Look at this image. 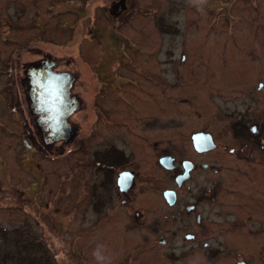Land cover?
<instances>
[{
  "label": "rangeland",
  "instance_id": "obj_1",
  "mask_svg": "<svg viewBox=\"0 0 264 264\" xmlns=\"http://www.w3.org/2000/svg\"><path fill=\"white\" fill-rule=\"evenodd\" d=\"M115 7L121 12L116 13ZM0 9L12 27L9 43H0L1 56L15 48L13 40H23L25 45L18 52L26 58L41 49L62 59L63 67L79 71L86 83V71L95 69L100 58L152 60L155 71L165 72L172 82L176 81L174 68L202 72L197 101L190 98L177 107L171 101L164 111L163 118L172 122L169 129L155 130L154 137L163 140L157 152L197 160L189 145L190 130L204 126L215 139L216 131L210 127L220 130L222 147L232 142L223 130L230 121L259 118L264 112V0H0ZM35 11L42 12L44 25L30 24ZM22 19H26V30L20 26ZM40 31L42 38L35 35ZM167 60L171 62L166 64ZM184 90L194 92L183 86L178 92ZM6 117L3 120L10 119L12 132L0 135V156L5 161L4 172L0 169V229L10 238L29 243L31 251L23 249V257L39 255L41 264H264V238L254 231L239 235L231 228L237 199L221 192L201 206L208 226L205 232L182 219L181 207L165 223L159 216L162 212H155L152 219H159L155 229L147 228L152 220L131 228L117 210L105 215L93 210L83 174L70 175L72 167L77 173L83 169L81 154L71 155L67 146L54 153L31 140L19 148L14 136L19 129L17 117ZM204 159L223 170L252 167L244 163L249 161L221 151ZM230 173L215 178L227 184L224 178ZM241 177L238 188L249 194L251 182ZM214 181V176L200 173L188 188L207 187ZM262 184L257 180L251 185L258 189ZM256 209L249 213L254 222L251 230L259 226ZM187 232L198 237L186 239ZM34 242L36 246H30ZM13 252L8 247V253ZM0 264L17 263L0 259Z\"/></svg>",
  "mask_w": 264,
  "mask_h": 264
},
{
  "label": "flooded vegetation",
  "instance_id": "obj_2",
  "mask_svg": "<svg viewBox=\"0 0 264 264\" xmlns=\"http://www.w3.org/2000/svg\"><path fill=\"white\" fill-rule=\"evenodd\" d=\"M114 11L120 13L121 9L115 7ZM41 15L39 11L33 13L30 20L33 27L44 25ZM8 20L0 9V43L4 45L9 43L8 34L12 28ZM95 22L93 20L92 24ZM20 26L26 30V19H22ZM92 29L89 27V31ZM41 34V31L35 33L42 38ZM13 42L15 48L11 53H3L4 56L0 54V135L8 136L12 132L8 128L10 119L3 120L10 115L17 117L19 129L14 136L19 148L28 146L31 140L39 145L44 144L54 153L61 152L67 146L71 155L81 154L79 161L83 169L77 173V169L72 167L70 175L83 174L84 190L87 187L86 195L90 197L89 202L97 214L105 215L110 210L111 213L117 210L131 228L152 220L147 225L152 230L155 229L153 224L159 221L155 217L152 219L155 212H162L159 216L165 223L173 215L172 212L181 207L179 214L182 219L205 232L208 226L201 206L214 201L222 192L231 200L237 199V217L231 222L233 231L243 236H249L254 231L258 233L259 239L264 238L261 236L264 235V112L259 118L253 115L230 121L223 130L230 134L232 142H225L222 147L218 143L220 130L210 127L216 131L217 139L203 129L204 126L190 130L189 145L197 160L191 157L178 160L171 153L156 151L163 140L155 138L154 132L156 129H169L172 121L164 119L163 115L171 101L176 107L188 103L190 98L194 99L192 102L197 101L196 86L199 78H202V72L186 70L183 73L174 68L176 81L172 82L165 72L155 71L152 60L100 58L95 69L86 71V83L79 71L63 67L62 59L53 58L49 53L43 54L41 49H34L31 58H26L18 52L25 45L21 43L23 40ZM34 42L37 43V38ZM170 62L167 60L165 63ZM44 70L68 72L71 75L72 83L67 88V94L61 98L57 112L60 119H65L63 125L51 122L52 126H47L44 122L45 114L38 97ZM184 74L187 76H182ZM182 86L189 90L194 88V92H178ZM196 133L208 134L213 147L205 151L196 150L192 139ZM217 151L235 157L238 161H249L244 163L252 167L236 165L223 170L216 163L203 160V157ZM185 163L190 164L186 165L187 173ZM19 164L25 165L24 162ZM4 168L5 161L0 156V169L3 172ZM228 171L232 173L224 178L227 184L217 182L215 177ZM200 173L214 176L213 184L207 187L198 184L194 190L188 188L189 183ZM182 175L187 178L178 183L177 177ZM241 176L251 182L252 190L246 191L249 194H244V190L238 188ZM257 180L263 181L262 187L253 189L251 184ZM165 192L171 193V204L165 198ZM250 208H257L259 216V226L253 230ZM197 237L195 232L184 233L186 239Z\"/></svg>",
  "mask_w": 264,
  "mask_h": 264
},
{
  "label": "water",
  "instance_id": "obj_3",
  "mask_svg": "<svg viewBox=\"0 0 264 264\" xmlns=\"http://www.w3.org/2000/svg\"><path fill=\"white\" fill-rule=\"evenodd\" d=\"M70 73L68 72H42V86L38 97L40 98V103L42 104V110L45 114L44 122L47 126L50 125L51 122H54L57 125H63L65 119L57 116L58 108L62 102V97L67 94V88L71 85L72 81H70ZM70 81V84H69ZM261 86V85H259ZM34 101V100H33ZM35 103V102H34ZM193 144L196 150L205 151L213 147V143L211 137L205 133H196L192 136ZM165 163V161H162ZM186 165H190L189 163H185V173L188 171V167ZM187 175V174H186ZM187 176H178L177 181L181 183ZM171 193L165 192V198L171 204ZM238 264H244L243 262H239Z\"/></svg>",
  "mask_w": 264,
  "mask_h": 264
},
{
  "label": "trees",
  "instance_id": "obj_4",
  "mask_svg": "<svg viewBox=\"0 0 264 264\" xmlns=\"http://www.w3.org/2000/svg\"><path fill=\"white\" fill-rule=\"evenodd\" d=\"M0 259L2 261L5 260H13L16 259L17 264H41L40 263V256L37 255H27L26 257L22 256V251L24 249V252L26 251L28 253L29 248V243L28 246L26 243L24 244L23 242L17 241V238L15 239L10 238L8 232L5 229H0ZM37 243L30 244V246L34 247L36 246ZM1 246L3 248L1 249ZM8 247H9V252H13L11 254L8 253ZM31 251V250H30ZM44 257V255L42 256ZM24 259H26V263H24ZM48 264H52V261H49Z\"/></svg>",
  "mask_w": 264,
  "mask_h": 264
}]
</instances>
